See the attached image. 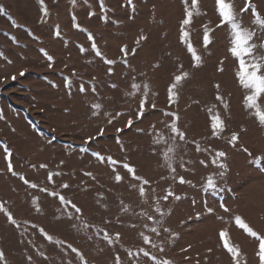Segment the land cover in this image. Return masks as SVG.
Returning a JSON list of instances; mask_svg holds the SVG:
<instances>
[{"label":"rangeland","instance_id":"rangeland-1","mask_svg":"<svg viewBox=\"0 0 264 264\" xmlns=\"http://www.w3.org/2000/svg\"><path fill=\"white\" fill-rule=\"evenodd\" d=\"M230 2L264 46V0ZM221 19L215 0H0V264H264V123Z\"/></svg>","mask_w":264,"mask_h":264},{"label":"snow or ice","instance_id":"snow-or-ice-1","mask_svg":"<svg viewBox=\"0 0 264 264\" xmlns=\"http://www.w3.org/2000/svg\"><path fill=\"white\" fill-rule=\"evenodd\" d=\"M41 2H43V0H41ZM129 2L131 3V0H129ZM215 2H216L217 11L219 13V16L222 18L221 24L222 25L227 24L230 26L229 27L230 37H231L230 42L232 45L230 47V52L239 61V69L240 70L236 73L238 80H239V83L244 89L250 90V94L245 96V106L248 108L256 109V115L259 116L260 122L264 123V112H261L258 108V102H259L260 96H261V94H264V72H262V69H264V55L258 56L256 54L257 47H264V46L256 45L253 42V37L256 35V33L254 31L242 26V24L239 22L238 17L236 16V14L234 12L233 5L230 2V0H215ZM196 3H197V0H192L193 7H195ZM249 7H251V5H249ZM44 11H45V13L47 12L46 9H44ZM243 11H247V9H244ZM197 14H199V13H197ZM252 14L255 17V20L253 21V23L256 24L261 31H264V19L259 18V13L254 8L252 9ZM186 15H187V17L190 18L193 15V13L186 9ZM189 18H186L182 21V32H183V26L188 25L190 23ZM77 27H78V25H77ZM56 35L57 36L60 35L58 30L56 32ZM187 36H188V33L183 32L182 39H185ZM89 39L90 40L92 39L91 35H89ZM203 43H204L205 47H207V45L209 43H211L209 30L207 28H205V30H204ZM92 47L95 49V44H93ZM188 51L192 53L193 60L197 62L194 64V66H198V62H200L201 58L198 55H196V53L193 50V47L190 43L188 44ZM96 54L100 55L99 51H97ZM0 55H2V53H0ZM45 55H47V53H45ZM48 59L51 60L52 57L49 56ZM107 63L111 64L113 62L109 60V61H107ZM21 75H23V73H21ZM187 76H188L187 72H183L180 75H176L174 77V82L169 87V92L171 93L173 89L177 88V85H179L180 82L182 81V79L186 78ZM112 87H115V85H112ZM137 87H138L137 85L133 84V88H137ZM147 87H148L147 85H144L145 89H147ZM218 87L219 86L217 85V88ZM146 95L147 94L145 93V100L141 101V104H140L141 110L143 109L144 104L146 102ZM216 99L220 100V101L223 100V98L219 95H217ZM93 107L96 109H99L101 107V105L95 104ZM153 107H154V105H153ZM212 107L214 108L215 106L213 105ZM225 107H227V105H225ZM95 114L96 113L94 112L93 115H95ZM138 114H142V111ZM166 115H169V114L166 113ZM129 123H131V122H129ZM170 128H171V131L173 133H175L179 137L180 140L184 139V134L178 131L177 125L175 122H173L170 125ZM212 128L214 130H221L222 131V121L219 119L218 115L213 117ZM213 135H216V131L213 132ZM232 138H233V140H235L236 136L233 135ZM173 151H174V149L172 147H169L168 153H172ZM95 155L99 156V154H95ZM217 155L222 157L225 154L223 152H220ZM99 158L103 160V157H99ZM108 159L111 160V157H109ZM165 161H166L168 168L171 171H175V169L172 168V160L168 154H165ZM201 163H204V162L201 161ZM9 167H11V165H9ZM124 167L127 168L130 173L134 174L135 170L132 167H130L127 164H125ZM87 175H91V174L88 173ZM115 179L117 182H119V181H121L122 177L119 175H116ZM134 179L140 180L142 178L134 176ZM24 182L28 183L27 180H25ZM179 182L185 183L184 178L180 177ZM143 184H145V185L148 184V181L143 180ZM31 187L35 188L36 185L32 184ZM64 187H67V185H64ZM207 187L208 188H214L215 187V183L211 178H209L207 181ZM139 192H140V195L143 196L144 195V188L141 187L139 189ZM52 195H58L60 203L61 204H70L76 213L81 212V209L77 205H75L74 203H72L70 201H67L63 195H59L57 193H52ZM169 196H174V193L171 190H169L167 192V194L163 197V199L167 200ZM175 198L179 199L178 196H175ZM0 208H2V206H0ZM225 211H227L226 208H225ZM157 212H160L159 208H157ZM160 214L163 215L162 212H160ZM7 215H8L9 222H11L12 224H16V221L13 219L12 215L10 213H8ZM69 218L71 219V216H69ZM149 219H151V217H149ZM236 221H237V223H239L240 218L236 217ZM241 227L247 228V226L243 225V224H241ZM41 231H43V230H41ZM151 231L156 232L157 229L152 228ZM165 231H167V229H165ZM247 231L252 236H256V233L253 232L250 228H247ZM141 235H143V234H141ZM220 235H221V237H223L225 235V233L221 232ZM118 236H119V234H117V237ZM104 238L107 240L108 239L107 235H105ZM47 239L52 240V237L47 236ZM144 240L146 243L150 242L147 237H144ZM109 243H111L110 240H109ZM224 246L226 248H228V251L230 253H232L233 259H236V257L239 255L238 249L235 247H230L227 242H225ZM69 247H71V245H69ZM260 249H261L260 260L262 262H264V241L261 242ZM72 250L74 252L77 251L74 248ZM144 255L148 256V253L144 252ZM2 258H3V252H0V259H2ZM153 259H155V258L153 257ZM117 264H119V257H117ZM162 264H170V261H163Z\"/></svg>","mask_w":264,"mask_h":264},{"label":"trees","instance_id":"trees-1","mask_svg":"<svg viewBox=\"0 0 264 264\" xmlns=\"http://www.w3.org/2000/svg\"><path fill=\"white\" fill-rule=\"evenodd\" d=\"M23 112L25 113L27 120L30 121L32 125L37 126V123L35 122V120L27 112L25 111Z\"/></svg>","mask_w":264,"mask_h":264}]
</instances>
